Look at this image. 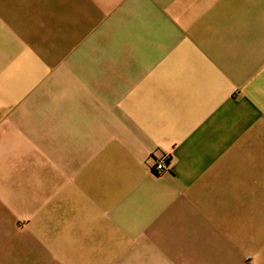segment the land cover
I'll return each mask as SVG.
<instances>
[{
  "label": "crops",
  "instance_id": "0c3cea01",
  "mask_svg": "<svg viewBox=\"0 0 264 264\" xmlns=\"http://www.w3.org/2000/svg\"><path fill=\"white\" fill-rule=\"evenodd\" d=\"M32 157L55 174L56 264H264V0H0L18 232L48 203Z\"/></svg>",
  "mask_w": 264,
  "mask_h": 264
},
{
  "label": "rangeland",
  "instance_id": "374dc122",
  "mask_svg": "<svg viewBox=\"0 0 264 264\" xmlns=\"http://www.w3.org/2000/svg\"><path fill=\"white\" fill-rule=\"evenodd\" d=\"M28 162L32 166L30 172L27 173L29 182L26 185L31 194L30 204L31 206H36L38 200L44 196L48 197V203L41 212L40 210L34 212L31 224L21 232L11 230L4 225V220L13 214L12 211L9 212L5 207L0 206V249H36L32 251L34 255L43 254L46 259L36 260L34 258L29 261L26 259H15L9 256V251L0 250V264H56L54 249L58 248L55 232V174L54 172L40 171L39 161L36 162L35 157L29 158ZM45 183L48 186H45ZM27 214L25 213L23 216Z\"/></svg>",
  "mask_w": 264,
  "mask_h": 264
},
{
  "label": "built area",
  "instance_id": "2783aa9c",
  "mask_svg": "<svg viewBox=\"0 0 264 264\" xmlns=\"http://www.w3.org/2000/svg\"><path fill=\"white\" fill-rule=\"evenodd\" d=\"M153 172L161 174L171 169V162L169 156L164 155L159 159L155 160L151 166Z\"/></svg>",
  "mask_w": 264,
  "mask_h": 264
}]
</instances>
